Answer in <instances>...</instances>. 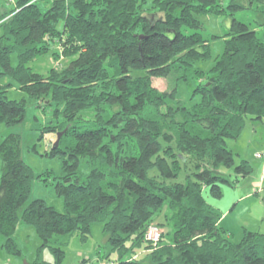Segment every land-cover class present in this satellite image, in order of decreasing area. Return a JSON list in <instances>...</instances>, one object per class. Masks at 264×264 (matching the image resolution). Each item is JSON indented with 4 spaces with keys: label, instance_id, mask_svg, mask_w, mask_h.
Returning a JSON list of instances; mask_svg holds the SVG:
<instances>
[{
    "label": "trees",
    "instance_id": "obj_1",
    "mask_svg": "<svg viewBox=\"0 0 264 264\" xmlns=\"http://www.w3.org/2000/svg\"><path fill=\"white\" fill-rule=\"evenodd\" d=\"M226 9L227 31L204 34L200 18ZM242 9L236 0H18L0 14V124L23 121L28 101L62 108L66 125L50 126L55 133L81 111L96 113L67 126V144L62 135L51 146L49 155L63 159L54 185L63 212L42 199L24 206L36 176L21 158L18 134L0 143V235L9 253H18L14 235L24 224L53 257L28 264H62V238L84 240L97 222L107 236L102 264H264V235L245 231L233 243L205 197L222 198L223 170L252 172L225 140L239 136L245 117L264 118V36L232 17ZM215 38L223 51L207 73L193 70L203 81L187 107L176 100L177 83L209 58ZM51 41L70 60L44 78L29 64ZM154 78L168 90L155 88ZM15 83L25 96L8 99ZM81 159L91 165L86 177L78 173ZM151 226L160 230L156 242L145 236Z\"/></svg>",
    "mask_w": 264,
    "mask_h": 264
},
{
    "label": "rangeland",
    "instance_id": "obj_2",
    "mask_svg": "<svg viewBox=\"0 0 264 264\" xmlns=\"http://www.w3.org/2000/svg\"><path fill=\"white\" fill-rule=\"evenodd\" d=\"M18 0H0V14L9 12L14 9ZM243 3V9L235 12L232 17L245 23L249 29L256 31L258 38L264 36L263 24V0H236ZM229 0H222L224 6ZM231 17L226 9L217 16L201 17L203 25L202 32L212 36H222L228 29ZM223 40L215 38L210 40L209 58L199 60L194 63L192 70L187 73L185 81H178L176 86V100L189 107L193 102L190 100L192 90L197 87L202 78H197L193 70L207 73L215 63V59L223 51ZM49 52L42 54L32 61L29 66L33 72L47 76L48 70L53 69L59 71L69 62V58L64 56V50L58 43L49 42ZM46 78V77H44ZM52 78V77H51ZM11 82V81H9ZM45 82V81H44ZM44 83H36L33 86L37 88ZM152 84L159 91H165L167 81L165 79L154 78ZM168 90V89H167ZM25 96L19 89L17 84H13L7 90L8 99L18 100ZM198 100V96L195 97ZM62 108L42 100L27 102L23 121L11 127L0 124V143L8 134H18L20 137L21 158L33 171L36 176L32 182L29 200L26 206L33 199H42L56 211L63 212L64 201L54 191V185L64 175L63 159L61 156H51L50 149L56 141L57 135L62 136L68 125L75 123H88L93 121V109L81 111L74 122L59 131L56 135L50 126L56 129L62 127L64 119L62 117ZM50 129V132L42 133L43 130ZM67 134L63 135L62 145L67 144L70 140ZM227 149L235 154V161L239 159L247 160L252 172L246 177H239L232 170H223L228 179V184L222 185V198L217 200L205 195L207 202L218 209L222 214L219 221L220 227L227 232L230 241L237 243L242 238L245 231L255 232L264 235V182L258 184L261 171L264 169V157L257 158L255 154H264V118L261 120H252L248 117L244 118V126L235 139H226ZM262 164V165H261ZM91 165L81 159L78 164V173L81 177H86L90 171ZM1 175V162H0ZM180 180V178H179ZM256 182L257 188H253ZM23 207L19 209V214ZM158 233L160 230L157 228ZM160 237V235H159ZM107 236L102 231L101 223H93L90 233L86 239H82L81 235L74 233L66 235L62 238V249L64 251V259L62 264H102L98 255H103L108 250ZM14 243L18 253L11 254L5 246V238L0 235V264H28L39 259L45 262H51L53 257L48 248H40V241L32 226L19 224L14 235ZM40 252V254H39Z\"/></svg>",
    "mask_w": 264,
    "mask_h": 264
},
{
    "label": "built area",
    "instance_id": "obj_3",
    "mask_svg": "<svg viewBox=\"0 0 264 264\" xmlns=\"http://www.w3.org/2000/svg\"><path fill=\"white\" fill-rule=\"evenodd\" d=\"M255 155H256L257 158L264 157L263 153H258V154H255ZM263 182H264V169L261 171V175H260L258 184H261ZM159 235H160V233H158L157 228L155 226H151V227L148 228L145 236H146L147 240L156 242L159 239Z\"/></svg>",
    "mask_w": 264,
    "mask_h": 264
},
{
    "label": "water",
    "instance_id": "obj_4",
    "mask_svg": "<svg viewBox=\"0 0 264 264\" xmlns=\"http://www.w3.org/2000/svg\"><path fill=\"white\" fill-rule=\"evenodd\" d=\"M59 139H60V135H57L56 141L54 142L55 147L58 146Z\"/></svg>",
    "mask_w": 264,
    "mask_h": 264
},
{
    "label": "crops",
    "instance_id": "obj_5",
    "mask_svg": "<svg viewBox=\"0 0 264 264\" xmlns=\"http://www.w3.org/2000/svg\"><path fill=\"white\" fill-rule=\"evenodd\" d=\"M261 165H262V164H261ZM255 184H256V182H255V183L252 185V186H253V188H254V187H257V186H255Z\"/></svg>",
    "mask_w": 264,
    "mask_h": 264
}]
</instances>
